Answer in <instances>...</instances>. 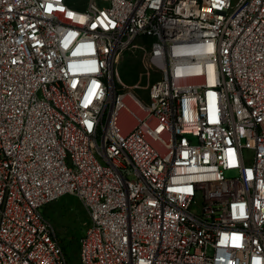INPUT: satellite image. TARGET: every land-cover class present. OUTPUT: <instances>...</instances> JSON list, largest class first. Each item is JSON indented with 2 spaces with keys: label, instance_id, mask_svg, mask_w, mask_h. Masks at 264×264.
<instances>
[{
  "label": "built area",
  "instance_id": "built-area-1",
  "mask_svg": "<svg viewBox=\"0 0 264 264\" xmlns=\"http://www.w3.org/2000/svg\"><path fill=\"white\" fill-rule=\"evenodd\" d=\"M64 195L79 264H264V0H0V264L72 263Z\"/></svg>",
  "mask_w": 264,
  "mask_h": 264
},
{
  "label": "rangeland",
  "instance_id": "rangeland-1",
  "mask_svg": "<svg viewBox=\"0 0 264 264\" xmlns=\"http://www.w3.org/2000/svg\"><path fill=\"white\" fill-rule=\"evenodd\" d=\"M150 45V40L135 41L121 53L116 65L121 80L127 85H137L135 90L143 99L147 98L148 86L161 75L159 71L148 74L144 68ZM43 213L71 257V264H79L78 239L88 221L84 204L74 195H64L45 206Z\"/></svg>",
  "mask_w": 264,
  "mask_h": 264
},
{
  "label": "trees",
  "instance_id": "trees-1",
  "mask_svg": "<svg viewBox=\"0 0 264 264\" xmlns=\"http://www.w3.org/2000/svg\"><path fill=\"white\" fill-rule=\"evenodd\" d=\"M65 250V249H64Z\"/></svg>",
  "mask_w": 264,
  "mask_h": 264
}]
</instances>
